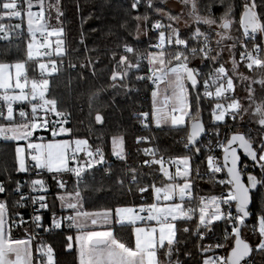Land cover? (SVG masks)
<instances>
[{"label": "snow or ice", "instance_id": "6c2138e0", "mask_svg": "<svg viewBox=\"0 0 264 264\" xmlns=\"http://www.w3.org/2000/svg\"><path fill=\"white\" fill-rule=\"evenodd\" d=\"M141 0H133L131 9H136ZM26 4L27 16V33L30 35V40L27 43V58L51 57L53 54V44L55 45L54 52L57 56H63L65 49L63 47L64 41L59 37L64 32L63 27H52L49 31L50 25L46 22L44 0H36L38 11H33V0H24ZM151 6V0H148ZM183 6L177 15L167 13L168 19L179 22L183 15V8L189 9V15L193 18L194 30L188 38H182L180 29L177 27L171 28V32L167 38L169 45H174L176 51L167 52L165 49V32H159V41L154 45L156 51L144 54L137 53L136 49L124 44L122 51L125 54H112L114 67L111 71V87L115 90L117 87H125L122 82L128 76L130 69H135L137 72L141 70L140 61L146 59L148 65V72L144 75L136 76L137 81L150 80L154 87L151 92V110L150 112H142L139 115L144 118V127H149L147 121L151 119L156 126L162 124H170L175 128L181 126L190 129L186 136L187 142L184 143V149L192 153V156L201 153V147L197 145L200 143L199 137L201 134H207L204 123L202 122L200 99L201 93L198 90L199 86L203 85V96L221 98L230 91L234 90L233 79L228 75V70L223 64L216 68L213 72L208 74V78H203L204 73L199 68L190 66V57L192 59L199 58L202 62L207 59L212 62H218L221 53L225 50L222 41L225 38L233 40V43L228 46L227 50L232 55V49L239 43L244 49L240 53V59L246 61V67L253 69L254 67L264 68V14L257 12L256 0H250L243 4V12L239 16L238 24L242 27V35L245 38H251L253 41L252 50H248V44L239 37H231L227 30L233 27L234 24V9L233 5L228 0H217L220 7L224 8L221 16L213 18L211 15V5L205 4L204 8L208 11V15H201L197 0H180ZM22 7L17 0H0V18H23V13L20 10ZM53 7V5H49ZM260 7L264 10V0H260ZM157 13L161 12L160 8H156ZM61 14L58 11L57 20ZM140 20L141 17H136ZM145 21L148 20L147 15L143 17ZM219 21V23H218ZM200 24L208 26L210 29L214 25H218L221 31L216 35L219 39L216 40V49L214 50L209 41V35L201 31L198 26ZM139 27V26H138ZM154 29H161L164 27L160 21L152 24ZM4 26L0 25V30ZM15 28L20 30V25H15ZM18 34H21L18 32ZM260 35V42L255 43L256 35ZM55 36V41L50 40L49 37ZM202 38L201 47H189V41L195 40L199 42ZM215 51V55H213ZM131 54L136 62L133 63L129 59ZM51 68L45 63L39 64L41 74L47 72L49 74L56 72V61L51 60ZM74 67V65H72ZM12 65L0 63V101L6 104V115L3 108H0V120L5 123L0 124V138L5 141L11 140L16 142L28 141L25 146L17 144L15 153L18 158V171H27L25 165V152L27 150L31 161L35 162L36 169H47L48 172L61 173L71 172L77 177V190L73 193H68L66 196H59V200L65 202L62 208L72 210L73 215L63 218H57L55 212L52 214L50 228H61L62 220L68 221L69 228H75L77 235L66 237L68 243L67 248H73V239L78 244L79 264H160L157 253L160 249H165L164 256L167 258V264H181L179 260L173 261L171 259L174 250V238L176 230L174 221L177 219L191 220L198 212L197 234L203 239L204 234L199 231L203 226L208 229L214 221H227L231 225V231L225 229L223 239L227 241L231 236L234 240V245L230 246V252L226 256H219L213 259L208 257L203 260V264H247V258L253 252V246L241 235V226L245 224L246 218H249L253 213L249 210L251 203V190H255L258 184H264V179H258L256 175L247 172V164L240 166L241 156L237 152V148L243 149V153L250 157L254 162L253 166H258L261 169V176L264 177V101H257L254 96V90L249 87L247 89L248 96L246 100L248 107H244L237 98H229L230 102L226 105L216 103L212 109V120L216 122L225 121L226 115L235 122L237 117L243 120L244 115L251 109L253 116L256 117V123L260 129L259 140L256 145H253L252 138L246 137L244 133L235 132L230 136L226 134V143L217 141V148L223 150L222 162L213 155L206 157L209 175L215 177L216 174L226 171V179H219L215 181L222 186L219 195L211 196H197L193 197V180L190 176L191 168L190 161L192 156L183 155L177 157H170L167 161L164 160L163 155L159 159L156 158V151L151 148H145L143 151L152 156L151 160L145 159L144 166L151 167L153 164L159 165L158 171L163 173L170 181L176 178H183V183H165L162 187H157L155 183H149L143 187H138L136 190L141 193H148L151 189L154 192L155 202L141 203L137 207L132 206H117L114 209H105L102 213H87L80 211L81 192L79 183L81 180V173L86 169L92 170L94 166H103L106 163L105 155L100 147L95 151L88 150L87 139L58 140L56 137L60 133H70L71 129L65 127V124L70 122V114L59 111L57 108V100L55 98L47 99L45 93L48 91L49 80L40 79L31 81L30 90L25 91L28 80L24 76V82H21L22 74L24 73V63H16L15 67V81L13 82V75L9 69ZM237 61L232 59V71L237 72ZM93 74H95L93 72ZM198 77L201 79L198 80ZM224 78L226 84L221 82L219 86L215 87V91H210V85H215L217 81ZM241 80L248 79L242 74ZM121 83L118 84L117 82ZM166 85L162 100L159 91L160 84ZM264 85V79L259 81ZM19 89V92L15 90ZM11 93V94H10ZM97 94L90 97L91 100ZM39 103H35L36 99ZM27 101L31 105V115L23 108L19 110V117L23 123H17L14 116L13 104L15 102ZM42 113L43 115H39ZM55 114L60 119L52 120L48 118V114ZM187 118V119H186ZM97 122H101L103 117L99 114L95 116ZM38 129H45L50 131L52 139L46 143H33L32 139L35 137L33 133ZM214 134L219 136V129H214ZM41 141L44 137H39ZM149 138L147 136H138L136 141L143 143ZM112 154L124 159V138L112 137ZM235 145V146H234ZM207 148V146H205ZM84 152L87 159L81 163L77 160L79 153ZM70 160L76 166H69ZM175 164V173L169 172L165 164ZM109 175L111 172L109 171ZM131 180L130 184H139L137 180L138 173L136 169L130 170ZM196 175L199 176L197 168ZM246 175L247 183H245L244 176ZM118 184L123 187V180H119ZM44 187L43 180H33L32 187ZM20 187L19 183L16 185V190ZM59 187H65L63 182L59 183ZM129 192L132 189H127ZM0 194H8V187L4 181L0 180ZM178 197L179 202H175L174 198ZM188 198L189 205H192L193 200L196 201V206H189L185 208V198ZM21 199H24L22 197ZM35 203L39 201L41 209L48 208L45 197L31 198ZM74 201V202H71ZM19 206L20 201H16ZM222 205L225 208L222 210ZM233 206L235 214L233 213ZM264 213V209H261ZM141 213H146L141 215ZM114 216L115 222L124 225L125 222L135 226L137 222L155 221V225L149 226H135L133 227L134 245L123 242L114 234L113 227L109 225L106 230H87L88 224L96 226L98 219H102L103 223L107 225L109 217ZM32 222L37 227H42V217L35 215ZM258 234L259 242L255 245V249L264 251V214H258ZM26 223L23 216L19 212L12 213L10 220L8 215V201L7 199L0 200V264H54L53 249L51 246L45 247L43 244L39 245L37 252L38 257H34L32 251V241L34 234H30L25 239H14L12 237L13 227H20ZM49 231L50 229H43ZM185 232L187 228L183 229ZM253 231H257V225H253ZM216 247L223 248V244H217ZM211 245L201 248V251H208ZM178 251V250H176ZM46 257V260L43 259Z\"/></svg>", "mask_w": 264, "mask_h": 264}, {"label": "trees", "instance_id": "16d2710c", "mask_svg": "<svg viewBox=\"0 0 264 264\" xmlns=\"http://www.w3.org/2000/svg\"><path fill=\"white\" fill-rule=\"evenodd\" d=\"M61 10V27L64 32L60 38L64 41L65 53L63 56H57L54 53L52 56L45 57L56 61V72L48 75L49 86L47 97L55 98L58 102L57 108L59 111L70 114L69 121L66 127L71 129L66 137L69 138H86L92 149L100 147L105 155V159L112 160L111 163L101 166H94L92 170L86 169L81 173L82 182L79 183L81 198L84 211H103L108 208L117 206L134 205L138 206L141 203L155 202L154 192L150 189L148 193L141 194L136 189L143 187L149 183H155L157 187H162L165 183H183V178H176L170 181L167 177L158 171L159 165L153 164L151 167L144 166L145 159L151 160L152 156L145 153L143 149L151 148L156 151V158L161 155L165 157H177L183 155L192 156V153L187 152L183 145L187 142L186 136L189 129L181 126L175 128L170 124L156 126L149 119L147 123L149 127H144V118L139 114L142 112H150L151 110V95L153 89L149 80L137 81L136 76L144 75L148 72L147 61L141 63V70L137 72L135 69H130L128 76L122 82L125 87H117L113 90L110 76L114 67L112 54L115 52L117 58L119 55L125 54L122 51L123 45L126 43L136 49L137 53L146 55L155 49L154 45L159 41V32L164 30L166 42L165 49L171 53L176 51L174 45L167 43V38L171 32V27L178 26L173 21L168 19L167 13L177 15L166 6L168 0H151L149 6L148 0H141L136 9H131L133 0H59ZM180 1V0H179ZM233 5L234 24L233 27L227 30L231 37H239L248 44V49H252L253 41L251 38H245L242 35V28L238 24L239 16L243 12V4L250 0H228ZM201 15H208L204 5H211V15L213 18L223 14L224 8L220 7L217 0H197ZM257 12L264 14V10L260 7V0H256ZM23 5V4H21ZM156 8H160L161 12L157 13ZM186 8V7H185ZM189 12V9L186 8ZM165 13V14H164ZM147 15L148 20L143 17ZM141 17L137 20L136 17ZM6 21V20H0ZM8 21V20H7ZM6 21V25H11ZM160 21L164 27L162 29H154L152 24ZM145 22L147 35L140 36L141 24ZM219 23V21H218ZM139 26V27H138ZM197 26L194 23L186 28H179L182 38H188L191 31ZM201 31L209 35L211 47L216 49V40L219 38L216 33L221 31L218 25L208 26L198 25ZM217 26V27H216ZM22 32V34H18ZM30 40V35L27 33L25 26L18 30L15 28L7 38H0V63L26 60L27 58V43ZM226 43H233V40L226 39ZM255 43L260 42V35L257 34ZM202 39L197 42L189 41V47H201ZM225 50L218 58V62H212L205 59L203 62L197 59H190V66L198 67L204 73L203 78H208V74L212 71V66L222 63L228 70L229 75L233 79L235 98L239 99L244 107H248L246 97L248 96L247 89L251 87L254 90V96L257 101H264V85L259 81L264 79V68L254 67L248 69L246 61L240 59V53L244 50L239 43L232 49V55L229 54L226 46ZM215 55V51L212 53ZM129 55V59L135 63V58ZM235 59L238 64L237 72L232 69V59ZM264 58V53H262ZM51 64V63H50ZM74 65V67L72 66ZM28 78L38 77V66L36 62L27 61ZM93 72L95 74H93ZM248 79L241 80L240 75ZM199 79H201L199 77ZM118 84L121 82L118 81ZM201 93L200 107L202 121L205 125L206 133L200 143L201 153L192 156L190 161V176L193 180V197L219 195L222 186L215 183L219 179L226 177V172L218 173L215 177L209 175L206 157L213 155L222 162V150L212 149L211 145L220 137L226 134L243 132L247 137H251L255 146L259 140L260 129L256 123V117L253 116L251 109L246 117L233 122L230 118L222 122L212 120L211 112L215 107L216 101L203 96V85L198 89ZM2 91V90H0ZM97 94L94 99L91 100ZM101 114L104 118V123L98 125L95 116ZM244 115V114H243ZM16 122H19L16 120ZM5 123L0 120V124ZM214 129H219V136L214 134ZM210 135V136H209ZM124 138V159L115 157L112 154V137ZM147 136L149 139L143 143H138L136 137ZM209 136V139H208ZM46 138H52L48 134ZM18 142L5 141L0 138V180L4 181L8 187V194H0V200L7 199L8 215L12 219V213L19 212L26 223L20 227H13L12 237L14 239H25L28 235L34 234L32 241V251L34 257H38L36 251L38 246L43 244L45 247L51 246L53 249L54 264H79L78 246L72 241L73 248H67L68 236L75 237L76 229L69 228L63 220L61 228H50L52 214L55 212L57 218L66 217L67 213L72 210L61 209L59 196L63 192L73 193L77 190V177L75 175L61 172L60 177L63 179L65 187L61 189L58 185V178L52 173L45 170L42 175H36L37 170L33 163H29L27 171H18V159L15 153V148ZM207 146V148L205 147ZM83 157V155H81ZM73 163V162H72ZM253 161L250 157H242L241 166L247 164V172L256 175L258 179H264L261 176V169L258 166H253ZM199 170V176L196 175V170ZM136 169L137 180L139 184H130V170ZM169 172L174 174V168H168ZM109 171L111 175H109ZM246 177V175H245ZM33 180H43L46 188V202L48 208L39 211V216L42 219V227H37L32 222L33 206L31 201L26 199L21 192L25 188L22 183L31 182ZM119 180H123L124 186L118 184ZM20 187L16 190V185ZM132 191H128V188ZM24 197V199H21ZM253 204L250 210L253 212L252 217L244 225L242 234L243 237L254 247L253 256L258 264H264V251L255 249V245L259 242L258 234V214H264L261 209H264V184H259L255 190L251 192ZM16 201H20L19 206ZM175 202H179V198H174ZM185 208L196 206V201L193 200L192 205H189L188 198H185ZM222 210L225 208L221 206ZM233 213L235 209L233 206ZM198 212L191 220L177 219L176 225V240L174 241V250L171 259L179 260L181 264H202L203 257L207 255L226 256L233 246L234 240L230 236L227 241L223 239L224 231H229L230 224L227 221H214L212 225L205 229L200 227L199 231L204 234L203 239L197 234ZM253 225H257V231H253ZM114 234L123 242L134 245V235L131 224L124 223L123 226L114 223ZM187 228L185 232L183 229ZM43 229H50L44 231ZM230 232V231H229ZM217 244H223V248L216 247ZM211 248L207 253L201 251L202 246ZM165 249L158 251L160 264L163 261L167 262L164 256ZM45 260V258L43 257Z\"/></svg>", "mask_w": 264, "mask_h": 264}, {"label": "rangeland", "instance_id": "374dc122", "mask_svg": "<svg viewBox=\"0 0 264 264\" xmlns=\"http://www.w3.org/2000/svg\"><path fill=\"white\" fill-rule=\"evenodd\" d=\"M17 2L19 3V4H23L22 5V10H23V18H7V17H4V18H0V20H8L7 22L8 23H10V24H13L14 26L15 25H20L21 26V29H23L24 28V26H25V29H26V31H27V16H26V11H25V9H26V4L23 2L22 3V1L21 0H17ZM33 11H38L39 10V8H38V6L36 5V0H33ZM49 5H53V7H49ZM44 6H45V18H46V22L50 25V28H49V31H51V28L52 27H56V28H59V27H61V24H60V22L62 21L61 20V15L59 16V20H57V14H58V11H59V13L61 14V10H60V1L59 0H48L47 1V3L45 4L44 3ZM166 6L170 9V10H172L173 12H175V14H177L180 10H181V8L183 7L182 5H181V3H180V1L179 0H168L167 2H166ZM165 14V13H164ZM6 21H1L0 22V25H3L4 27L6 26ZM173 23H175L177 26H178V28H181V29H183V28H186V27H189L190 25H192L193 23H194V20H193V18L189 15V12L186 10V8H183V15L180 17V20H179V22H175V21H173ZM217 27V26H216ZM219 28V27H218ZM20 29V30H21ZM162 29V28H161ZM162 31H164V30H162ZM147 35V29H146V24H145V22H143L142 24H141V31H140V36H146ZM0 38L1 39H3V38H5V36H1L0 35ZM60 38V37H59ZM50 40H53V41H55L56 39H57V37H55V36H52V37H50L49 38ZM61 39V38H60ZM219 39V38H218ZM227 38H225L223 41H222V44L224 45V46H226V47H228V46H230L231 45V43H226V40ZM62 40V39H61ZM64 47V46H63ZM54 48H55V45L53 44V51H54ZM154 51H156V50H154ZM55 53V52H54ZM32 61H34V62H36V64L38 65V67H39V64L40 63H45V64H47V65H49V69L51 68V64L47 61V58H45V57H42V58H33V59H31ZM27 61H29V59L28 58H26V60H22V61H17V62H14V63H9V62H3V64H7V65H12L13 67H11L10 69H9V71H11V73H12V75H13V82L15 81V67H14V65L16 64V63H24V65H25V68H24V73L22 74V77H21V82L23 83L24 82V76L26 75V76H28V68H27ZM45 74L46 75H49V73H47V72H45ZM52 74V73H51ZM34 78H29V83L26 85V88H25V91H29L30 90V85H31V81L33 80ZM36 80V79H35ZM166 87V85L165 84H163V83H161L160 84V86H159V91H160V93H161V96H160V99L162 100V98H163V94H164V88ZM16 92H19V89H16L15 90ZM11 94V93H10ZM45 97L47 98V99H49L48 97H47V92L45 93ZM248 113H246V114H244V117H246V115H247ZM187 119V118H186ZM154 122V121H153ZM17 123H23V122H17ZM155 124V123H154ZM162 125H165V124H162ZM161 126V125H160ZM65 127H66V125H65ZM68 135V133L66 134V133H60V134H58V136L56 137V139H58V140H69V141H74L75 139H73V138H69V137H66ZM50 139H52V138H45L43 141H41L40 139H37V138H34V139H32L31 140V142H33V143H41V142H43V143H46L48 140H50ZM76 139H86V138H76ZM28 143V141H21V142H18V144L20 145V146H25L26 144ZM88 145H89V148H88V150H90V151H92V148H91V146H90V144H89V142H88ZM80 154H83V155H85V153L84 152H81ZM18 159V158H17ZM29 163H33V164H35V162H33V161H31V159H30V155L28 154V152H27V150H26V152H25V165H26V167H27V169H28V165H29ZM74 165V163H72V161L70 160V162H69V166L70 167H72ZM18 168H19V163H18ZM45 170H47V169H45ZM52 173H55V172H52ZM59 174V173H58ZM67 194H68V192H63V193H61L60 195L61 196H66L67 197ZM60 204L62 205V204H64L65 202H63V201H61L60 200ZM71 202H74V201H71ZM80 205H82V201L80 200ZM127 206H132V207H136V206H134L133 204L132 205H127ZM80 211H81V207H80V209H79ZM71 215H73L74 213L73 212H71L70 213ZM54 257V256H53ZM208 257H212L213 259H215L216 257H219L218 255H214V254H211V255H207V256H204L203 257V260L204 259H206V258H208ZM45 258V260H46V257H44ZM161 264H167V262L166 261H163ZM202 264H203V261H202Z\"/></svg>", "mask_w": 264, "mask_h": 264}, {"label": "built area", "instance_id": "2783aa9c", "mask_svg": "<svg viewBox=\"0 0 264 264\" xmlns=\"http://www.w3.org/2000/svg\"><path fill=\"white\" fill-rule=\"evenodd\" d=\"M21 11H22V13H23V10H22V8L20 9ZM242 28V27H241ZM243 31V30H242ZM21 34H22V32H21ZM20 34V35H21ZM50 38V37H49ZM202 39V38H201ZM248 39V38H247ZM203 42V41H202ZM249 51H251L252 49H248ZM244 51V50H243ZM47 61L49 62V59L47 58ZM144 61H147L146 59H144V60H141L140 61V66H141V63L142 62H144ZM136 62V61H135ZM222 63H220V64H218V65H215V66H212V72L216 69V68H218L220 65H221ZM38 66V65H37ZM224 66V65H223ZM225 67V66H224ZM196 68H198V67H196ZM200 69V68H199ZM225 69L227 70V68L225 67ZM200 71L202 72V70L200 69ZM203 73V72H202ZM228 75H229V73H228ZM230 76V75H229ZM199 78V77H198ZM37 79L38 80H40V79H49L48 78V75H46L45 73H43V74H41V70L39 69V67H38V77H37ZM149 82H150V84H151V86L154 88V87H156L155 85H153L152 83H151V81L149 80ZM221 82H223V83H225L226 84V80L224 79V78H221V80H219V81H217V83L215 84V85H210V87H209V90L210 91H215V87H217V86H219V84L221 83ZM229 98H235V89L233 90V91H230V92H228V93H225V95L223 96V97H221V98H217V97H215V96H212V97H208V99H212V100H215L216 101V103H222V104H227L228 102H230V99ZM33 102H35V103H39L40 101H39V99L37 98L35 101H33ZM0 108H3V110L5 111V115H6V104H4V102L3 101H0ZM13 108H14V116H15V118H16V120L17 121H19V122H24V121H22L21 120V118L19 117V110L21 109V108H23L26 112H28L29 113V115H31V105L27 102V101H24V102H15L14 104H13ZM39 115H43L42 113H38ZM48 118L49 119H52V120H56V119H60V118H58V117H56L55 116V114H52V113H49L48 114ZM227 118H230V117H228L227 115H226V119ZM48 134H51L50 133V131H48V130H45V129H38V130H36L34 133H33V136L35 137V138H37V139H39V137H44V139L46 138V136L48 135ZM205 135V134H204ZM210 136V135H209ZM209 136H208V139H209ZM223 141V142H225L224 140H225V136H222V137H220L219 139H217L211 146V148L212 149H218V150H222V149H220V148H217L216 147V145H217V141ZM226 143V142H225ZM92 151L94 152L95 151V149H92ZM125 151V150H124ZM223 151V150H222ZM81 155H83V154H81ZM81 155H78L77 156V160L78 161H80L81 163H83L86 159H87V157L85 156V155H83V157H81ZM164 157V160L165 161H167L169 158L168 157H165V156H163ZM106 160V163L105 164H108V163H111L112 162V160H108V159H105ZM74 163V162H73ZM104 164V165H105ZM73 166H76L75 165V163H74V165ZM165 166L167 167V168H176V165L175 164H165ZM45 172V170H43V169H37L36 171H35V173H36V175H42L43 173ZM66 174H71V175H75V174H73V173H71V172H66ZM52 175L53 176H56V177H59L58 178V185H59V183L60 182H63V179L60 177V173L58 174V173H52ZM227 177H225V178H223V179H226ZM64 183V182H63ZM22 185H24L25 186V188L24 189H22L21 190V192L23 193V196L26 198V199H28V200H30L31 201V205L33 206V214H32V217L33 216H35V215H39V211L40 210H42L41 208H40V206H39V201L37 200L35 203L33 202V200L31 199L32 197H36V198H38V197H40V196H43V197H45V200H46V188H45V186L43 187V188H40L39 186H37L36 188H33L32 187V181L30 182H27L26 184L25 183H22ZM142 214H146V213H142ZM229 231H231V226H230V229H229ZM253 249H254V247H253ZM253 254H254V250H253V253H252V255L249 257V258H247V264H258V262H257V260H256V258L253 256Z\"/></svg>", "mask_w": 264, "mask_h": 264}, {"label": "crops", "instance_id": "0c3cea01", "mask_svg": "<svg viewBox=\"0 0 264 264\" xmlns=\"http://www.w3.org/2000/svg\"><path fill=\"white\" fill-rule=\"evenodd\" d=\"M22 1V3L24 2V0H21ZM47 1L48 0H44V3L46 4L47 3ZM22 8V7H21ZM24 10V9H23ZM13 30H15V26L13 25V24H11V25H6L4 28H3V30H0V35L1 36H5V38H7L8 36H10V34H11V32L13 31ZM53 53H54V51H53ZM55 54V53H54ZM56 55V54H55ZM24 78V77H23ZM27 80L29 81V78L27 77ZM29 83V82H28ZM78 155H81L80 153L78 154ZM61 196V195H60ZM60 201V200H59ZM81 201H82V198H81ZM61 203V202H60ZM59 203V204H60ZM60 208L61 209H65V210H68L66 207H63L62 208V206H61V204H60ZM81 211L82 212H87V213H102L103 211H84L83 210V202H82V205H81ZM69 215H71L70 213H67L66 214V217L67 216H69ZM141 215H145L146 216V214H142L141 213ZM98 219V224L96 225V226H92L91 224H90V222H89V224H88V228H87V230H97V231H102V230H106V228L109 226V225H113L114 223H116L115 222V217L114 216H110L109 217V220H108V223H107V225L106 224H104L103 223V221H102V219H100V218H97ZM64 222L66 223V224H68V221H66V220H64ZM62 223H63V220H62ZM61 223V224H62ZM125 223H127V222H125ZM155 221H151V222H148V224L146 225L144 222H137V224L135 225V226H141V227H144V226H149V225H155ZM174 223V225H175V221L173 222ZM132 226V228L131 229H133V227H135V226H133V225H131ZM74 228V227H73ZM175 230H176V225H175ZM77 235V232H76V234H75V236ZM133 235H134V233H133ZM176 240V236H175V238H174V241ZM74 241H75V239H74ZM76 242V241H75ZM76 244H77V242H76ZM77 246H78V244H77ZM157 255H158V253H157ZM158 257V256H157ZM158 259H159V257H158Z\"/></svg>", "mask_w": 264, "mask_h": 264}, {"label": "water", "instance_id": "95a60500", "mask_svg": "<svg viewBox=\"0 0 264 264\" xmlns=\"http://www.w3.org/2000/svg\"><path fill=\"white\" fill-rule=\"evenodd\" d=\"M198 80H199V78H198ZM200 86H201V85H200ZM200 86H199V88H200ZM199 88H198V89H199ZM98 114H99V113H98ZM99 115H101V114H99ZM101 116H102V115H101ZM102 117H103V116H102ZM96 122H97V121H96ZM202 122H203V121H202ZM103 123H104V118H103V120H102L101 122H97L98 125H102ZM204 126H205V125H204ZM189 130H190V129H189ZM241 133H243V132H241ZM244 134H245V133H244ZM245 135H246V134H245ZM203 136H204V133H202V134H201V137L198 138L199 141L202 139ZM246 137H247V136H246ZM234 146H235V145H234ZM237 152H238V154L241 156V162H240V166H241V163H242V157H243V156L246 157L247 155L244 154V153H243V149H240V148H237ZM222 156H223V154H222ZM225 172H226V171H225ZM243 178H244V180H245V183H247V179H246V177L244 176ZM258 185H259V184H258ZM258 185H257V186H258ZM252 191H253V190H251V192H252ZM251 192H250V195H251ZM252 204H253V201H252V198H251V203H250V205H249V210H250ZM250 211H251V210H250ZM251 212H252V211H251ZM252 213H253V212H252ZM251 217H252V216H251ZM251 217L246 218L245 224L249 221V219H250ZM245 224H244V225H245ZM244 225L241 226V235H242V238H243V239H245V238L243 237V234H242V230H243ZM245 240H246V239H245ZM246 241L249 242L248 240H246ZM249 243H250V242H249ZM233 245H234V242H233ZM208 251H211V250H208ZM208 251H206V253H207ZM229 252H230V250H229ZM229 252H228V253H229ZM252 253H253V252H252ZM252 253H251V255H252ZM227 255H228V254H227ZM251 255H250V256H251Z\"/></svg>", "mask_w": 264, "mask_h": 264}]
</instances>
